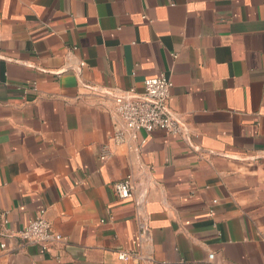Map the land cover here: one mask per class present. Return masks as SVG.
I'll list each match as a JSON object with an SVG mask.
<instances>
[{
  "label": "crops",
  "instance_id": "1",
  "mask_svg": "<svg viewBox=\"0 0 264 264\" xmlns=\"http://www.w3.org/2000/svg\"><path fill=\"white\" fill-rule=\"evenodd\" d=\"M161 73L185 137L114 145L105 92ZM42 211L45 254L6 234ZM6 212L0 264H264V0H0Z\"/></svg>",
  "mask_w": 264,
  "mask_h": 264
},
{
  "label": "built area",
  "instance_id": "2",
  "mask_svg": "<svg viewBox=\"0 0 264 264\" xmlns=\"http://www.w3.org/2000/svg\"><path fill=\"white\" fill-rule=\"evenodd\" d=\"M172 88L171 80L161 73L144 80L140 93L134 88L118 93L105 92L111 96L113 103L114 122L110 141L117 146L124 145L128 141L137 140V135L141 132L150 134L155 131H161L170 136L185 137L184 127L168 106ZM28 90L36 91L35 84L24 88V95ZM145 142L143 139L141 144ZM104 158L105 156L101 157L102 160ZM133 190L134 186L130 176L114 185L115 194L121 200L131 198ZM6 215L7 212L0 214L3 225L8 223ZM212 215L213 212L210 211V216ZM6 234L19 238L26 244L36 246L41 254L48 253L53 246L64 241V238L47 220L44 211L28 221L19 231H8ZM0 248L4 249L5 244L1 243ZM118 258L129 264H143L145 261L140 253L132 251H120ZM209 259L212 260L213 256H209Z\"/></svg>",
  "mask_w": 264,
  "mask_h": 264
}]
</instances>
